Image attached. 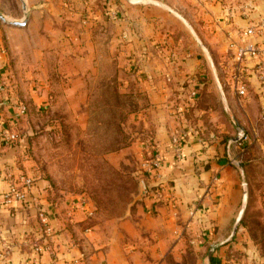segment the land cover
Masks as SVG:
<instances>
[{
    "label": "crops",
    "instance_id": "1",
    "mask_svg": "<svg viewBox=\"0 0 264 264\" xmlns=\"http://www.w3.org/2000/svg\"><path fill=\"white\" fill-rule=\"evenodd\" d=\"M43 1L48 4L31 13L25 28L8 31L0 26V81L6 91L18 90L27 105L38 108L84 106L87 80L98 73L99 62L105 66L113 61L114 75L128 70L153 110V147L147 141L131 148L145 194L123 217L103 221L87 197L73 203L49 199L44 182L37 179L23 205L4 206L1 196L8 183L2 170L23 171L21 165L29 170L30 161L22 153L20 136L12 147L0 141V264H264L243 226L208 262L209 251L229 237L243 199L242 138L234 140L242 132L247 153L253 142L251 155L264 156V85L254 74V62H236L228 46L244 28L264 19V0L160 1L186 18L200 41L210 44L209 52L220 60L215 71L200 69V52L179 49V36L168 27L171 19L164 9L117 4L113 7L122 19L103 12L92 26L72 23L58 30L47 26L50 18H43V12L52 5ZM250 41L264 45V27ZM56 43L60 51H55ZM171 53L176 65L168 63ZM239 69L247 87L244 97L232 88ZM220 82L226 88L224 105L219 102ZM196 87L198 97L190 101ZM204 87L220 103L217 109L196 106ZM175 106L191 109L175 115ZM5 113L0 110V128L14 124ZM226 113L240 126L234 129ZM143 152L159 158L154 173L141 166ZM41 218L52 234L44 232Z\"/></svg>",
    "mask_w": 264,
    "mask_h": 264
},
{
    "label": "rangeland",
    "instance_id": "2",
    "mask_svg": "<svg viewBox=\"0 0 264 264\" xmlns=\"http://www.w3.org/2000/svg\"><path fill=\"white\" fill-rule=\"evenodd\" d=\"M26 1L31 10L29 20L33 11L38 8L43 10V5L48 4V1L43 0ZM49 3L52 5L51 11L43 12V18H50L47 26L58 30L72 23L82 27L92 26L104 15L103 12L119 20L122 19L121 13L113 6H131L127 0H49ZM0 12L14 19L22 18L20 0H0ZM162 12L159 14H167ZM169 14L166 15L171 19L168 27L179 36V49L200 52V69L216 68L220 60L214 59L209 52L207 47L210 44L202 41L197 43L190 28ZM0 26L8 31L17 30L1 22ZM8 36L3 35L2 43H5L1 45L4 48L8 44ZM55 45V51H60L59 45ZM168 57V63H178L175 54L171 53ZM223 61L226 64V60ZM113 66V61L105 66L99 62L98 73L87 80L88 101L84 106L70 107L61 103L38 108L27 105L18 90L9 92L6 86L0 90V110L5 111V116H10L14 122L13 125L5 123L8 128H4H13L12 131L22 138V153L30 161L29 170H24L21 165L22 172L34 180H42L49 199L68 203L81 196L87 197L92 210L103 221L123 217L139 201L136 199L143 189L139 173L142 170L131 148L135 143L140 146L147 141L150 145L152 142L149 137L154 127L153 110L146 106L145 93L135 85L128 70L121 75H117L118 72L114 75ZM194 90L198 93L197 87ZM204 91L205 109H217L220 103L216 101L214 93L205 87ZM218 91L219 102L224 105L226 88L221 82ZM20 104L25 105L24 114L18 110ZM187 109L189 111L191 107H173L175 115L188 114ZM226 119L234 129L240 126L232 115L227 114ZM246 147L244 145L241 149L244 151L242 189L246 190L247 201L239 228L243 226L247 230L260 260L264 262V156L251 155L253 142L248 145L249 153ZM142 155V164L155 157L152 154L150 159H146L148 156L145 152Z\"/></svg>",
    "mask_w": 264,
    "mask_h": 264
},
{
    "label": "built area",
    "instance_id": "3",
    "mask_svg": "<svg viewBox=\"0 0 264 264\" xmlns=\"http://www.w3.org/2000/svg\"><path fill=\"white\" fill-rule=\"evenodd\" d=\"M245 9L248 12L249 7L247 6ZM263 27L264 19H261L258 24L244 28L240 32L238 40L229 44V48L234 51V59L236 62L240 63L244 60H251L254 62V74L261 85H264V45L252 43L250 39L259 33ZM3 86L4 82L0 81V90H2ZM232 88L238 96H246L247 87L242 76L241 69L236 70L232 77ZM196 94L197 92L192 89L189 93V100L193 101L196 97ZM18 110L20 114H24L26 110L25 105H18ZM261 118L264 120V114L261 115ZM241 138L242 140L239 141V144L241 147H243L242 142L246 138V135L243 134ZM0 141L4 142L6 146L12 147L16 144L18 138L13 131L2 126L0 128ZM174 142L176 145L175 151H179L180 140L176 139ZM142 167L148 172L154 173L159 167V158L155 156L150 160L145 161L142 164ZM2 176L8 183L7 191L1 196L2 204L8 207L23 205V203L26 201L28 193L34 186V178L22 172L19 168H4L2 170ZM41 223L43 225L44 232L49 235L52 234V227L45 218H41Z\"/></svg>",
    "mask_w": 264,
    "mask_h": 264
},
{
    "label": "water",
    "instance_id": "4",
    "mask_svg": "<svg viewBox=\"0 0 264 264\" xmlns=\"http://www.w3.org/2000/svg\"><path fill=\"white\" fill-rule=\"evenodd\" d=\"M131 5H143V4H150V5H153V6H156V7H159L161 9H164L166 10L167 12L171 13L172 15L176 16L180 21H182L188 28H190V30L192 31L193 33V38L195 39V41L197 43L200 44V40L196 37L193 29L191 28V26L189 25V23H187V21L185 20V18H183L180 14H178L176 11L174 10H171L169 7L165 6L164 4H162V2H158V1H155V0H127ZM21 2V8H22V18L20 19H14V18H11L5 14H3L2 12H0V22L4 25H7V26H10V27H14V28H17V29H23L27 26L28 24V20H29V15H30V12L31 10L29 9L28 7V4H27V1L26 0H20ZM214 70V68H213ZM215 71V70H214ZM243 133L241 132L239 137L236 138L234 140V142H238L239 139L242 137ZM145 194V191L144 189H141L140 190V194L139 196L137 197L136 201L141 199V197ZM134 201V202H136ZM246 201H247V195H246V190L245 188H243V199H242V203H241V206H240V210H239V213H238V216L232 226V230H231V233L229 235V237L217 244L216 246H214L208 253V262L210 263L211 261V256H212V253L214 252V250L216 248H218L219 246L227 243V242H230L236 235V232L241 224V221H242V218H243V215H244V211H245V206H246Z\"/></svg>",
    "mask_w": 264,
    "mask_h": 264
},
{
    "label": "trees",
    "instance_id": "5",
    "mask_svg": "<svg viewBox=\"0 0 264 264\" xmlns=\"http://www.w3.org/2000/svg\"><path fill=\"white\" fill-rule=\"evenodd\" d=\"M200 97H202V99H201V101H200V104L199 103H197V107L199 106L200 108H206V106L204 105V103H203V101H205L206 100V98L204 97V95H205V91H204V88L203 89H201L200 91ZM199 102V101H198ZM150 147H153V144H150ZM153 151V149L152 150H150V152H152ZM151 156H152V154H151ZM151 156L149 157L148 156V158L146 157V159H150L151 158ZM243 159H244V157H243ZM242 166H243V163H242Z\"/></svg>",
    "mask_w": 264,
    "mask_h": 264
}]
</instances>
